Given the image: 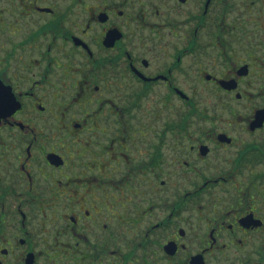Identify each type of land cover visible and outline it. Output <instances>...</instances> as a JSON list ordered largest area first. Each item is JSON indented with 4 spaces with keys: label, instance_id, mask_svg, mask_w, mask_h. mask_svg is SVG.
I'll return each mask as SVG.
<instances>
[{
    "label": "flooded vegetation",
    "instance_id": "1",
    "mask_svg": "<svg viewBox=\"0 0 264 264\" xmlns=\"http://www.w3.org/2000/svg\"><path fill=\"white\" fill-rule=\"evenodd\" d=\"M0 264H264V0H0Z\"/></svg>",
    "mask_w": 264,
    "mask_h": 264
}]
</instances>
